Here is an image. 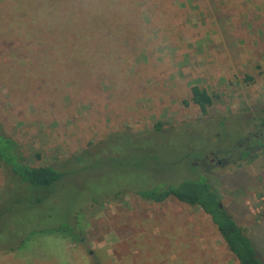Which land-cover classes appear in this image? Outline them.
I'll use <instances>...</instances> for the list:
<instances>
[{
  "label": "rangeland",
  "instance_id": "374dc122",
  "mask_svg": "<svg viewBox=\"0 0 264 264\" xmlns=\"http://www.w3.org/2000/svg\"><path fill=\"white\" fill-rule=\"evenodd\" d=\"M150 3L133 1L141 16ZM167 7L172 31L143 17L141 29L122 38L125 54L116 56L113 70L104 67L98 88H86L83 95L65 81L68 91L58 103H44L32 96L44 83L36 72L18 66L0 73L2 130L17 142L25 163L59 166L108 129L143 134L171 127L99 144L86 170L66 161V177L49 192L13 185L0 203V264H192L198 248L206 261L197 264H237L199 207L124 192L154 181L166 185L205 176L198 170L206 172L222 206L264 260V0H168ZM101 24L89 27L95 32ZM1 38L0 59L9 67L22 52ZM149 63L155 76L138 73L139 64ZM116 80L123 83L120 92L131 95L122 104ZM194 84L212 96L206 114L191 102ZM238 144L262 147L252 159L216 162L224 154L219 151L236 152ZM106 148L119 153L115 162L100 154ZM206 152L212 165L204 160ZM94 195L98 201L89 203ZM62 224L68 228L57 230ZM192 226L194 240L188 237Z\"/></svg>",
  "mask_w": 264,
  "mask_h": 264
},
{
  "label": "trees",
  "instance_id": "16d2710c",
  "mask_svg": "<svg viewBox=\"0 0 264 264\" xmlns=\"http://www.w3.org/2000/svg\"><path fill=\"white\" fill-rule=\"evenodd\" d=\"M95 1L97 0H85V3L81 0H8L0 2L1 39H10L15 44L13 50L22 52L18 56L17 63L12 65L14 67H7L5 60L0 59V73L10 74L8 69H16L15 67L18 66V69L36 72L34 75L44 79V83L40 88L33 90V98L44 103L50 99L58 103L56 98L60 97V93L68 91L65 88L67 87L65 81H69L71 87L80 91L79 93L82 95L87 91L86 88L91 87L93 90L98 88L95 84L96 78L103 75L104 67L108 72L113 70L116 56L124 51L121 44L122 38L130 31L140 30L141 27L139 29L138 27L142 23L143 17L149 19L148 24L159 26L162 30L168 29V31L170 29L168 26L173 21V15L167 7L168 0H151L152 3H150L149 11L145 16H141L138 12L137 6L133 4L134 0H100L102 3L99 6L93 4ZM96 12L99 13V16L94 14ZM97 17L103 24L96 23ZM92 22L101 24L95 32H92L89 27ZM221 27L225 29L224 22L221 23ZM162 30L159 29V31ZM170 30L172 31V29ZM127 59L128 57L124 56V62ZM150 65V63L139 64L137 66L138 73H150L155 76ZM135 78L140 77L135 75ZM142 83L145 84V82ZM114 85L117 88L116 96L122 104L131 95L128 93L123 95L120 92V89H123L121 80H116ZM134 89L135 84L132 91ZM189 92L191 102L198 106L202 114H206L207 108L212 104V96L208 90L194 84L190 86ZM69 93L73 94L74 91H69ZM96 97L100 100L101 95L96 94ZM260 124L264 127L263 116L260 117ZM2 128L0 122V174L2 176L0 203L3 197L10 193V188L13 185L20 187L25 184L33 188L42 187L49 192L54 184L66 177L63 163L67 161L69 164H74L76 169L86 170L88 155L95 152L99 144L104 145L111 138H135L138 135H147L149 132L157 135L166 132L171 127L166 131H161L159 130L160 126H156L154 130L146 131L143 134L131 132L128 128L108 129L102 133V136H97L89 146H86L89 147L88 149H84L82 153L72 158H67L59 166L50 163L41 165L25 163L17 142L7 136ZM237 146L234 147L237 148L236 152L231 151L230 148L226 152L217 150L219 151L218 155L224 153L219 159L223 165L237 163L244 157L252 159L253 151L256 148H261L262 144L256 147L244 146L240 148L239 144ZM100 154L109 157L112 162H115L119 155L114 148H106ZM208 154L205 153L204 160ZM144 155L148 156L147 153ZM206 163L210 164L209 161ZM204 172L198 170V173H203L205 176L195 175L176 184L161 185L154 181L136 188H126L124 192H134L139 197L154 202H163L172 197L185 205L199 207L209 217L230 254L235 257L237 264H264V260L255 249L251 238L246 235L244 229L237 224L222 204L220 205V196ZM117 194H119L118 191L108 194L105 198ZM95 196L89 200V203L98 201V196ZM34 198L36 201H41L43 197L38 195ZM167 222L164 220L163 229H166L164 226ZM194 226H192V232L188 233L191 240H194ZM65 227L68 228L67 225L62 224L56 229H65ZM171 237L177 240L179 238ZM196 251L191 260L195 264L205 263L204 255L200 254L203 251L200 248Z\"/></svg>",
  "mask_w": 264,
  "mask_h": 264
},
{
  "label": "flooded vegetation",
  "instance_id": "af4514ba",
  "mask_svg": "<svg viewBox=\"0 0 264 264\" xmlns=\"http://www.w3.org/2000/svg\"><path fill=\"white\" fill-rule=\"evenodd\" d=\"M217 163H220V160L219 159H215Z\"/></svg>",
  "mask_w": 264,
  "mask_h": 264
},
{
  "label": "water",
  "instance_id": "95a60500",
  "mask_svg": "<svg viewBox=\"0 0 264 264\" xmlns=\"http://www.w3.org/2000/svg\"><path fill=\"white\" fill-rule=\"evenodd\" d=\"M220 205H221V203H220Z\"/></svg>",
  "mask_w": 264,
  "mask_h": 264
}]
</instances>
